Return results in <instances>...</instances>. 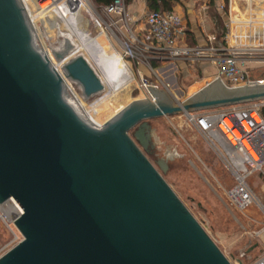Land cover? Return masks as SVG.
I'll return each instance as SVG.
<instances>
[{
  "label": "water",
  "instance_id": "water-1",
  "mask_svg": "<svg viewBox=\"0 0 264 264\" xmlns=\"http://www.w3.org/2000/svg\"><path fill=\"white\" fill-rule=\"evenodd\" d=\"M36 0H0V205L13 199L21 241L0 264H231L151 163L150 121L264 100V81L234 88L219 77L182 101L155 87L102 125L90 122L69 93L87 102L105 86L70 42L54 52L61 73L31 25Z\"/></svg>",
  "mask_w": 264,
  "mask_h": 264
},
{
  "label": "rangeland",
  "instance_id": "rangeland-1",
  "mask_svg": "<svg viewBox=\"0 0 264 264\" xmlns=\"http://www.w3.org/2000/svg\"><path fill=\"white\" fill-rule=\"evenodd\" d=\"M36 1L39 2L40 9L33 15H31L25 1L22 2V5L26 9L33 28L37 26V39L43 51L52 52L60 47L63 41L59 31L62 30V33L65 31L61 24L58 25L60 27L59 31L53 28V30L50 29L47 32L45 26H42L44 20L47 23L53 22V15L55 14L57 19L72 32L78 44L82 45L83 49L81 50L86 53L90 59V64L95 67L102 79L110 78L113 74V62L123 60L130 65L134 88L130 91L129 96L124 95L123 98H119L120 101L117 104L101 105L99 108L94 109L93 111L100 110L97 119L94 118L96 125H102L110 120L132 101L145 99L143 92L138 89L139 74L143 75L152 84H156V77L148 67H139V65L124 58L122 45L115 39L113 34H116L118 39H122V37L118 35L114 28L109 26V19L101 14L100 8H97L92 0H85V2L93 11L97 22L92 29L85 27L83 24V33L79 32V26L73 23L77 16L84 18L81 12H77L73 0ZM181 1L182 13H180V16L185 30L195 25L199 27V31L204 29L207 34L218 36L227 34L226 24L230 15L229 12L234 10L238 12L239 19L262 22L264 28V11H261L264 10V0ZM190 3H192L191 8L196 13L195 22L191 19L190 14H186ZM220 6H223V10L220 9ZM57 10L64 14H62L64 16L63 20L59 17ZM49 12L51 17L46 16ZM133 27V24H131L130 28ZM261 30L262 25L260 23L257 24L256 28H246L248 34ZM234 31L232 30V33ZM95 37L97 38L94 39ZM191 41L192 39L186 35V44L190 45ZM252 43L245 41L244 44L250 45ZM107 66H111L109 76H107L109 70H105ZM163 67L164 64L157 63L154 67L155 72L163 84L170 85L166 75L167 72ZM138 68H141L143 72ZM247 69L251 74L252 81H264V65L251 64L247 66ZM176 77L177 90L173 92L170 87V94L177 101H182L189 94V89L193 85L203 83L200 73L196 70L190 75L183 74L181 70H178ZM158 88L162 89L160 85H158ZM76 90L79 91L78 88ZM101 95L102 93L93 97L86 102V105L89 106ZM149 123L152 128V143L154 144L156 156H149L148 159L151 163L158 159L166 160L168 169L163 175L165 182L223 255L231 264H264V170L262 173L253 174L247 180V186L256 199L255 204L245 210H240L227 196L234 183L222 160L212 152L201 136L185 123L182 114L153 119ZM12 240L13 235L0 218V249Z\"/></svg>",
  "mask_w": 264,
  "mask_h": 264
},
{
  "label": "built area",
  "instance_id": "built-area-1",
  "mask_svg": "<svg viewBox=\"0 0 264 264\" xmlns=\"http://www.w3.org/2000/svg\"><path fill=\"white\" fill-rule=\"evenodd\" d=\"M87 1V0H86ZM231 5V2H230ZM223 10V6H220ZM122 39L126 60L148 67L156 77V84L170 93V85L163 84L151 62L209 63L215 67L219 80L228 88L252 83L248 65H264V28L262 22L241 20L237 11H230L227 34H208L205 46H190L185 42V27L181 16L174 12L151 11L144 17L143 29L130 28L133 20L125 0H113L100 8ZM262 25L261 31L248 34L246 28ZM125 30V32H123ZM232 30L234 33H232ZM237 32V33H236ZM245 41L253 42L244 44ZM139 74L138 89L150 98L147 87L158 88ZM159 89V88H158ZM185 123L191 127L213 153L219 156L234 186L228 191L230 201L240 210L255 204L256 199L247 186V180L264 170V100L248 102L217 109L183 113ZM12 210L4 215L1 208ZM22 214L17 203L10 199L0 205V218L13 235V240L0 249V256L21 241L13 221Z\"/></svg>",
  "mask_w": 264,
  "mask_h": 264
},
{
  "label": "bare ground",
  "instance_id": "bare-ground-1",
  "mask_svg": "<svg viewBox=\"0 0 264 264\" xmlns=\"http://www.w3.org/2000/svg\"><path fill=\"white\" fill-rule=\"evenodd\" d=\"M73 1L75 2L76 8H77V12L79 11V12H81V14L84 15L83 19H82V17H78V16H77L78 18L76 17L74 19L73 23L75 25L79 26L78 31L83 33V28H84L83 24L85 25V27H87L89 29H92L93 25L96 24L97 21H96L95 15H94L93 11L91 10V8L87 5L85 0H73ZM43 10H41V11H43ZM57 12L59 14V17H61L62 20H63L64 19V16H63L64 14L61 13V11H59V10H57ZM50 14L51 13L49 12V13H47L46 16H48V17L50 16L51 17ZM78 22H79V25H78ZM59 24L62 25V27H63V29L65 31L64 33H62V30H60V27H58ZM42 26H45V28L47 29V32L50 29L53 30V28H54V30H58V31L60 30L59 31L60 36L63 37V41H62L60 47H58L57 49L53 50L52 52L44 51L46 53L47 57L49 58V60L52 62L53 66L57 69L58 72L61 73V66H62L63 63L62 62H56L54 60V58H53V54H54V52L63 51L64 48H65V43L66 42H70L72 44V50L67 54V56H66L67 58H69V57H71L73 55H76V54H80L90 63V59L88 58L86 53H84L81 50V49H83L82 45L78 44V42H77L75 36L72 34V32L60 20L57 19L55 14L53 15V22H51V23L48 22L47 23L44 20ZM34 28H35L34 30H35L36 35H37V33H38L37 26H35ZM39 38H40V36H39ZM96 38L97 37H95L94 39H96ZM113 64H114V72H113V74L110 76V78H105V79H102L100 77V75L98 74V72L95 69V67L91 64V66L94 68V70L98 74L99 78L101 79L102 83L104 84L105 90L102 93L101 97L99 99L95 100L92 104L89 103L90 104L89 106L86 105V101L82 98V96L79 93V91L77 92V90H76L77 86L75 84H73L72 82H70L68 80H65L66 87H67L69 93L71 94V96L75 99L76 103H78L77 105H79V107L83 111L84 115L89 120L94 122L95 124H97V123L94 121V118L97 119V117L100 114V110L93 111L94 109L99 108L101 105L109 106V105L117 104L120 101L119 98H123L124 95L129 96L130 91L134 88V85L132 83L130 65L127 62L123 61V60H121V61L117 60L116 62H113ZM109 68H111V66H107V68H105V70H109ZM109 74H111V70H109V72H107V76H109ZM116 99H119V100H116ZM1 210H2L4 215H9L10 213L13 212L12 210H9L8 208L5 209V207L4 208L2 207Z\"/></svg>",
  "mask_w": 264,
  "mask_h": 264
},
{
  "label": "crops",
  "instance_id": "crops-1",
  "mask_svg": "<svg viewBox=\"0 0 264 264\" xmlns=\"http://www.w3.org/2000/svg\"><path fill=\"white\" fill-rule=\"evenodd\" d=\"M181 0L179 3L175 4L173 7L172 12L177 13L181 15L182 13V7H181ZM126 3V2H125ZM192 3L188 5L189 9L186 11V14L191 15V19L195 22L196 19V13H194V9L191 8ZM128 13L130 14L133 22V28L137 30L143 29V23H144V17L149 12L146 3L143 0H131L128 4L126 3ZM102 8V7H100ZM264 11V10H261ZM151 12V11H150ZM185 35L188 36V38L192 39V43L190 46H205L206 45V39H207V33H205L204 29L199 31V27L192 25L190 29H186ZM141 67V66H139ZM142 71L141 68H138ZM164 70H166V75L168 78V82L170 83L171 91L173 92L177 90V73L178 70H181L183 74L190 75V73H193L195 70L200 73L202 81L204 82L205 79L215 77L216 70L215 67L209 63H183L178 62L175 64H166L163 67ZM248 70V69H247ZM249 71V70H248ZM140 72V71H139ZM143 72V71H142Z\"/></svg>",
  "mask_w": 264,
  "mask_h": 264
},
{
  "label": "trees",
  "instance_id": "trees-1",
  "mask_svg": "<svg viewBox=\"0 0 264 264\" xmlns=\"http://www.w3.org/2000/svg\"><path fill=\"white\" fill-rule=\"evenodd\" d=\"M97 8L104 7L110 4L113 0H92ZM131 0H125L128 4ZM149 11H159V12H172L175 4L179 3L180 0H143ZM154 68L157 63L151 62Z\"/></svg>",
  "mask_w": 264,
  "mask_h": 264
},
{
  "label": "flooded vegetation",
  "instance_id": "flooded-vegetation-1",
  "mask_svg": "<svg viewBox=\"0 0 264 264\" xmlns=\"http://www.w3.org/2000/svg\"><path fill=\"white\" fill-rule=\"evenodd\" d=\"M155 157L156 156V152H155V149H148V157Z\"/></svg>",
  "mask_w": 264,
  "mask_h": 264
}]
</instances>
